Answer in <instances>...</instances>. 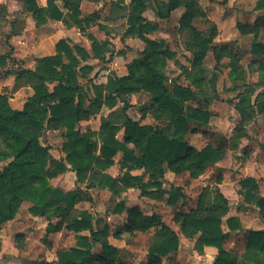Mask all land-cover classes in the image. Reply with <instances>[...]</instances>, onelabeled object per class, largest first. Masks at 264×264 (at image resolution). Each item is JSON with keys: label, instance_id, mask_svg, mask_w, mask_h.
Listing matches in <instances>:
<instances>
[{"label": "trees", "instance_id": "16d2710c", "mask_svg": "<svg viewBox=\"0 0 264 264\" xmlns=\"http://www.w3.org/2000/svg\"><path fill=\"white\" fill-rule=\"evenodd\" d=\"M24 1L39 25L46 22L47 16L57 20L64 17L54 1H49L48 8L40 7L36 0ZM64 3L71 12L68 15L71 22L86 32L93 20L81 19L80 1L64 0ZM151 6L156 8V15L161 19H169L175 10L185 8L178 31L188 36L187 46L193 61L191 68L182 66V74L197 91L181 85L180 78L168 77V62L177 54L166 41L150 37L159 29L158 23L145 16ZM257 8H264V0L258 1ZM204 17L206 13L196 0H131L125 35L139 38L146 48L140 57L127 65L126 76L114 75L106 84H93L92 93L85 92L79 83L80 78L89 77L94 70L92 65L86 64L91 55L84 48L71 46L67 40L57 43L56 55L38 59L34 70L16 72L17 80L32 84L34 94L22 110L13 109L9 97L0 94V230L16 218L24 202H30L32 215L49 219L48 234L64 228L76 233L90 232L89 236L77 235L76 246L60 251L56 264H127L130 252L110 244L108 224L97 229L90 212L77 213V204L91 202V196L81 188L65 191L54 187L50 180L72 170L76 172L77 182L86 184L87 188L108 189L115 194H118L119 183L126 188L139 187L145 194L157 188L168 195L167 202L173 206L183 197V190L180 187L162 189L160 180L166 170L176 174L189 172L192 178H199L208 166L225 158L224 149L210 143L198 151L186 138L189 133L198 131L193 124L205 126L211 119L210 112L201 105L193 107L187 102L215 99L218 70L225 57L231 59L230 78L234 85L245 83L247 79L238 53L230 47L214 48L217 61L214 71L205 66V56L218 31L213 23L206 31L194 26V21ZM236 26L241 33L258 37L264 31V15L254 25L237 22ZM88 36L93 41L94 54L103 59L105 51H109L108 43L100 44L92 35ZM251 51L264 55V43L255 41ZM252 64L257 66L260 81L245 86L246 94L241 103L249 107L252 106L251 94L257 87L264 86V59ZM143 91L150 93L152 99L148 105L139 107V111L144 117L152 116L160 123L158 126L141 125L128 114L132 107L129 98ZM119 102L123 103L121 110L105 119L98 131L80 130L82 120L89 119L103 106L112 110ZM259 107H264V102L259 103ZM237 108L243 116L237 131L242 132L243 124L253 119L252 113L244 112L240 106ZM49 130L64 131V159L55 160L52 147L43 142L44 134ZM121 130H124L123 140L118 138ZM261 148L264 151V145ZM119 152H123L128 171L123 178L116 179L107 170L115 164L114 158ZM132 169H144L150 174L149 181L143 183V176H132L129 173ZM241 186L244 201L256 206L264 221V197L256 194L257 181L246 178L241 181ZM228 204L218 188L212 192L204 189L199 195L197 209L189 213L178 212L175 222L187 238L195 239V250L199 254L204 253L206 246L218 249L212 264H264V229L249 231L247 247L240 258L224 248L232 232L243 230L240 219L233 217L227 220L229 231H224L223 217L228 212ZM125 208L124 203H118L113 212L121 213ZM54 219L59 222L54 224ZM152 229L156 232L149 244L146 264H161L163 258L179 251L180 237L159 214L145 215L138 208L129 209L126 224L116 229L114 236L120 238L124 233L134 236ZM97 244L102 246L98 255L93 252Z\"/></svg>", "mask_w": 264, "mask_h": 264}, {"label": "crops", "instance_id": "0c3cea01", "mask_svg": "<svg viewBox=\"0 0 264 264\" xmlns=\"http://www.w3.org/2000/svg\"><path fill=\"white\" fill-rule=\"evenodd\" d=\"M36 1L37 4L42 8H48L49 1H54L57 8L63 13V19L57 20L47 16L46 22L39 25L37 24V19L34 13L28 9L24 0H0V36L3 35L5 37V47H8L6 51H0V73L2 74L0 77V94L7 95L9 97V103L13 109L22 110L27 99L34 94L32 84L26 82V80H17L16 72L22 69L34 70L38 59L56 55V45L61 40H67L71 46H79L86 49L90 53L91 58L86 64L92 65L94 70L89 75V77L79 79L80 85L84 88L85 92L88 93H92L90 88H92L93 84H106L110 76H126L128 74L127 65L132 60L140 57L146 48L145 43L139 38L125 35L128 28L127 21L131 0H124L123 3L121 0H78L80 1L79 9L81 12V19L92 18L93 20V23L90 26L86 27L84 25V27H86V32H82L79 26L71 22L68 17L71 12L67 7H65L64 0ZM196 1L201 5L206 13V17L200 18L199 20L204 21V23L207 25L204 27V29H201L199 24H197L199 20L194 21L193 24L198 29L206 31L208 28H210L213 22L208 15L207 9L201 4V1L203 0ZM258 1L259 0H254L253 7L250 11L243 5H240V7L237 9H230L225 15V17H227L230 13L234 14V16L230 14L232 16V37L235 38V41L232 43L229 42L228 39H225L226 32L223 30L224 27H221V24L218 22H216L217 25L213 23L216 25L218 33L215 36L213 44L211 45V48L204 59L205 66L210 71H214L217 66L214 48L221 49L223 47H230L231 49H234V44L236 47L239 45V47H237L239 49L241 47H246L248 57L250 58L249 63L246 66L242 63L241 55L238 54L240 66L247 75L246 82H238L236 86L234 85L230 78L231 59L229 57H225L222 60L221 66L218 70L219 79L221 69L225 64L224 60L228 59L229 63L227 64V76L231 86L229 91L233 94V99L230 101H225L224 98H221L218 85L216 84L217 95L215 99L211 101L203 100L200 103L198 99L187 102L188 105L193 107H198L201 105L211 114V119L208 125H192L193 128L198 129V131L193 133L191 132L187 135L186 138L189 142V145L195 150L200 151L208 144L212 143L215 147L222 148L226 151L225 158L217 164L208 166L206 172L199 178H192L189 172L176 174L175 172L168 169L165 172L164 178L160 180L163 185L162 189L165 190H167L165 180H171V182L174 184L170 186V189L172 187H180L184 192V188L186 190L190 189L192 192H194L196 189H201L200 193L204 189H208L210 192H212L213 189L218 188L229 203L228 212L223 217L224 231H229L227 225V220L229 218H239L242 223L243 230L232 232L224 243V248L233 254L239 255V258L246 250L249 231L264 229V221L261 219L260 213L256 206L248 204L244 201V196L242 194L244 189L241 186V181L245 180L246 178H253L258 184L256 194L260 197H264V151L261 148V146L264 145V107H261V109L259 107V103L264 102V86L257 87L251 94V107L242 105L241 103V98L246 94L245 86L248 84H257L260 81V73L256 70L257 66L253 65L252 62L264 59V55L254 54L252 53L251 49L255 41L264 43V31H262L260 35L256 37L254 34L241 33V31L236 26L237 22L254 25L258 20H260L261 16L264 15V8H257ZM243 2L244 0L240 1L241 4H244ZM179 10L181 18L185 12L184 7H180L175 10L171 14V17ZM145 16L150 21L158 23L159 29L155 32L157 33L160 30V24L158 20L161 18L156 15V8L153 6L149 7L145 13ZM178 26H180V24ZM153 34H151L150 37ZM88 35H92L100 44L106 42L108 43L107 47L109 51H105L103 59L94 54L92 50L93 41H91ZM157 40L166 41L164 38ZM136 49H138L137 53L135 52ZM125 50H131L135 52V55L132 56L133 58H131V60L125 59V57H127ZM209 56H212L214 59L213 70L207 66ZM171 61H173L174 65L177 66L175 69L178 71L177 75H175L177 77H171L168 73ZM192 61L193 58L190 56L188 64L181 63L176 56L174 59L168 62L166 73L170 79L180 78L179 82L181 85L186 87L190 86V88L195 92L197 91L196 88L192 86L182 74V66L191 68ZM10 66L14 67L15 69L10 68ZM7 71L11 72V74H4ZM251 76L252 79L250 78ZM151 99L152 95L145 91L134 94L129 98L130 104L132 106H137L138 109L137 115L139 117L138 119L134 118V120L140 121L141 125L158 126L160 123L157 122L152 116L147 115L144 117L139 111V107L148 105ZM238 106H240L244 112H251L253 118L252 120L243 124L242 132L237 131L238 127L243 122V116L237 108ZM122 107L123 103L121 102H119L117 107L112 110L105 106L101 107L99 111L95 113V115L91 116L89 119L81 121L79 125L80 130L82 132H86L88 130L98 131L103 121L110 118L111 114L121 110ZM229 110H232V121L235 123V126L232 128V130L224 132L223 128H225V122H230L228 115ZM63 132V130H49L44 134L43 142L46 145L52 147L51 153L55 160H61L66 157V154L62 148ZM118 138L120 140L124 139V130L119 132ZM58 143L61 145L56 146ZM114 160L115 164L107 170V173L116 179H121L128 171V165H125L123 161V152L117 153ZM129 173L132 176H143V183L148 182L150 179V174L146 173L144 169H132ZM210 174L215 176L216 182L212 185L210 184L209 186L204 183L205 185L202 186L201 184L205 182V179L203 178L207 175L209 176ZM50 182L54 187L61 188L65 191H72L76 188H81L84 192H87L91 196V202L81 201L77 204V212L88 211L93 214L92 205L94 203L97 205V203H107L109 201H113L115 204L124 202L126 208L123 212H113L115 205L111 207L112 210L106 212L108 213V221L105 220V223L109 224V226L112 224V222L117 223L116 226L110 227V244L119 249H124L127 251L130 250V253L133 251V236H131L129 233L123 234L120 238H116L114 236L116 229L123 227L126 224L128 210L132 208H138L145 215H152L155 213L160 215L158 212H145L146 207L150 204L154 205L155 203H158V200L162 196H166V201H168V195L163 194L157 188H152L150 192L146 194L143 193L139 187L129 186L126 188L121 183L117 185L118 194H115L108 189H101L98 187L87 188L86 184L77 182L76 172L72 170H67L66 172L59 174L57 177L52 178ZM212 201L209 200V202ZM178 203H180V200L172 207L177 206ZM197 204L188 212L184 211L183 209L176 210L173 221L178 226V229H173L163 220V218L162 220L179 235V251L182 249V247H189L192 249L193 253L205 259L208 264H212L219 253L218 249L213 246H206L204 248V253L199 254L195 250V239L187 238L181 232L180 225L175 222V215L178 212L183 211L189 213L192 210L197 209ZM31 206L32 203L24 202L21 205L16 218L5 223L1 228L0 264H12L10 260H15L14 256L19 253L17 246L19 245L20 241L23 240L21 244L24 243L25 245L23 251L26 252L27 250L25 254L23 252V256L25 257L32 253L31 249L34 243L35 248L40 247L42 250L44 247L40 245V241L43 239L46 241L48 240V243L54 252L57 251L55 253V259H52L54 264H56L58 261V253L60 251L76 246L77 235H90L89 231L76 233L66 228L59 232L48 234L47 227L50 222L49 219L44 216L32 215L29 212ZM57 222H59V219L53 220L54 224ZM152 230L149 232L139 233H147L153 236L156 232V229ZM179 251L177 253H179ZM93 252L97 255L101 254L102 246L97 244L94 247ZM51 253V250L47 248L45 254L48 255ZM174 254L176 253L171 255ZM23 261L26 262L25 260Z\"/></svg>", "mask_w": 264, "mask_h": 264}, {"label": "rangeland", "instance_id": "374dc122", "mask_svg": "<svg viewBox=\"0 0 264 264\" xmlns=\"http://www.w3.org/2000/svg\"><path fill=\"white\" fill-rule=\"evenodd\" d=\"M241 0H210V1H206L203 0L201 1V4L203 5L204 8L207 9L208 15L211 19V21L213 23L216 24V22H218L219 24H221V27H224V31L226 32V38L228 39L229 42H234L235 38L232 37V24H231V20H232V16H234V14L230 13L228 14L227 17H225V15L227 14V12L230 9H237L240 7V5L244 6L245 8L249 9V11L252 9L253 7V3L254 0H244V4L240 3ZM179 19H180V10L175 12L171 18L167 19V20H161L159 19L158 22L160 24V30L153 34L151 37L153 38H157V39H166L168 45L172 48V50H174L177 54V57L179 59V61L181 63H185L188 64L190 56L192 57L191 52L188 50V46H187V41H188V36L186 34H183L181 32H178V25H179ZM197 24H199V27L201 29H204V27L207 25L204 23V21H198ZM217 25V24H216ZM209 27V26H208ZM207 27V28H208ZM204 31V30H202ZM4 36L1 35L0 36V51L3 52L6 51L8 49V47H5V40H4ZM234 50H236V52L241 55L242 57V63L246 66L249 63V57H248V52L246 51V47H241L240 49L237 48L239 47V45L234 44L233 45ZM138 49L135 50V52L137 53ZM116 52V50H115ZM127 57H125V59L131 60V58H133L132 56L135 55L134 51H126ZM224 66L221 69V74H220V79L217 83L218 85V89L220 91V95L221 98H224L225 101H230L233 99V94L229 91L230 86V82L228 80V63L229 60L225 59L224 60ZM214 65V59L212 58V56H209V59L207 61V66L213 70V66ZM103 66V65H102ZM176 65H174L173 61L170 62V68L168 70V73L171 77H177L175 75H177L176 69ZM10 68L15 69L14 67L10 66ZM252 79V76L250 77ZM132 103H133V99H132ZM137 106H132V108L129 111V114L131 115V117H133V119L137 118L138 119V115H137ZM228 115H229V123L225 122V128H223L224 132H228L230 130H232V128H234L235 123L232 121L233 116H232V110L228 111ZM61 143V142H60ZM58 143L56 144V146H60L61 144ZM203 179H205V182H203L201 185H212L216 182V178L213 174H210L209 176H205ZM205 183V184H204ZM165 184H166V189L169 190L171 185H174L171 180H165ZM187 185V183H186ZM183 190V189H182ZM185 192L182 191L183 193V197L180 199V203L177 204V206L172 207L171 205H169L166 201V196H162L160 197V199L158 200V203H155L154 205H149L146 207V211L148 213L151 212H158L160 213V215L162 216L163 220L169 225L171 226L173 229H178V226L174 223L173 221V217L174 214L176 212L177 209H183L184 211L188 212L192 207L196 206L197 201H198V196L199 193L201 191V189H196L194 192L190 191V189L186 190L184 188ZM192 192V193H191ZM124 203V202H121ZM118 204V203H117ZM125 204V203H124ZM116 206V204L113 201H109L107 203H94L92 205V217L94 219V223L96 224L97 229H99L100 227H103L105 223V220H107L108 217V211L112 210L111 207ZM78 213V212H77ZM108 221V220H107ZM121 222V221H119ZM116 222H112V224H108L109 227L112 226H116ZM115 230V229H114ZM113 231V230H112ZM153 231V230H152ZM153 233V232H151ZM126 234V233H124ZM132 236V235H131ZM151 234H140L137 233L136 235H134L132 238V242H133V251L132 253H130L128 255V259H127V264H146L147 262V252H148V247H149V243H150V238H151ZM23 241V240H22ZM19 242V247L17 246L19 253L17 255H15L14 259L15 260H10V262H12V264H54L52 259H55V253L57 251H53V249L50 247L48 240L46 241L45 239L40 241V245H42L44 248L41 250L40 247L35 248V243L32 246V253L30 255L27 256H23L26 252L23 251V249L25 248L24 243L21 244V242ZM131 242V243H132ZM38 244V243H37ZM39 245V244H38ZM70 246V245H69ZM68 246V247H69ZM49 248V250H51V254L46 255L45 251L46 249ZM0 251H1V244H0ZM130 251V250H128ZM24 252V254H23ZM1 257V256H0ZM23 260H25L26 262H24ZM52 260V261H51ZM161 264H208L207 261H205V259H203L202 257L198 256L197 254L193 253L192 249L189 247H182V249L179 251V253H176L174 255L165 257L162 260Z\"/></svg>", "mask_w": 264, "mask_h": 264}]
</instances>
